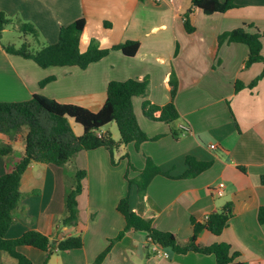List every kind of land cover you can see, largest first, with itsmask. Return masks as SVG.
<instances>
[{"label":"crops","instance_id":"crops-1","mask_svg":"<svg viewBox=\"0 0 264 264\" xmlns=\"http://www.w3.org/2000/svg\"><path fill=\"white\" fill-rule=\"evenodd\" d=\"M0 11L33 24L45 44H55L61 27L81 18L86 20L82 52L93 40L105 49L128 41L140 43L133 57L113 50L87 69L41 68L32 60L8 54L0 45V102H24L37 94L99 112L110 82L147 79L148 92L133 99L134 111L148 137L160 136L139 149L134 144L121 147L117 157L127 154L128 158L115 166L105 148L79 152L69 167L29 166L21 190L38 194L24 198L8 239L31 230L44 233L53 243L82 234L84 247L55 254L47 264H94L125 230L126 221L117 206L129 192L135 212L153 218L156 228L176 234L181 242L193 234L192 219L203 222L231 203L233 217L224 232L216 236L203 230L198 242L229 243L241 253L238 260L264 264V224L258 218L264 206V75L254 88L248 87L264 74V61L245 68L246 44L218 43L220 34L242 26L252 25L251 32L263 33L264 0H236L235 8L213 15H205L192 0H0ZM186 19L194 32H187ZM262 44L264 57V36ZM172 73L178 79L175 103L180 119L171 124L151 120L144 114V103L164 106L171 101ZM47 79L51 80L41 86ZM237 81L245 85L239 91ZM182 124L189 125L191 132L175 138L173 129L181 131ZM114 127L111 124L109 130L118 140ZM14 142L0 134V143L13 147L11 155H0V176L15 166L18 152L23 155L24 144L18 151ZM188 156L212 166L194 178H178L187 170ZM146 157L172 177L156 176L140 196L135 185L129 190L126 173L129 161L136 170L128 177L136 178ZM77 169L87 176L78 196V224L69 228L60 220L66 186ZM220 183L225 184L223 196L216 193ZM164 250L167 256L162 257V248L152 245L146 232L130 230L114 243L101 264H216L214 255ZM20 252L33 264H43L46 257L45 252L28 246ZM0 264L17 261L0 252Z\"/></svg>","mask_w":264,"mask_h":264},{"label":"trees","instance_id":"trees-1","mask_svg":"<svg viewBox=\"0 0 264 264\" xmlns=\"http://www.w3.org/2000/svg\"><path fill=\"white\" fill-rule=\"evenodd\" d=\"M193 5L205 15L225 13L236 7V0H192ZM108 26V23H105ZM185 28L188 33L194 32L186 19ZM9 26H13L22 33L24 42L20 47L12 44L4 45L1 38ZM86 26L84 18L78 19L70 25L62 26L59 39L55 44H45L39 38L37 28L28 22L13 19L7 13L0 11V45L11 55L34 61L41 68L52 66H77L87 69L90 65L97 63L110 54L111 51H121L127 57L137 54L140 43L128 41L115 45L110 49L100 46L97 41H92L85 52L80 49L82 33ZM252 25L235 28L219 35L218 43H242L249 48V55L245 62V68L264 61L262 55V38L264 32L259 30L251 32ZM30 40H29V39ZM36 44V48L33 44ZM264 74L255 79L249 88H254ZM51 79L41 83L44 86ZM171 101L164 106H157L151 102H145L143 111L149 119L166 124L174 123L180 119L175 99L178 93V79L174 73L170 76ZM245 85L237 81L236 90L243 89ZM148 92V80L129 79L126 81H112L107 87V98L99 112H92L81 106L63 104L54 99L42 95H34L30 100L24 102H0V134L12 139L21 137L24 144V152L13 168L0 176V252L15 259L17 264H33L32 261L20 252L21 247H33L46 253L43 264L55 254L81 249L84 247L82 234L68 236L67 238L53 243L51 239L37 230L24 233L17 239H8L7 233L15 221V214L20 209L22 201L29 194H38L33 191L24 194L21 190V182L24 173L32 164H53L66 166L81 151H91L105 148L111 155L112 165H117L120 160L128 158L121 156L118 160L115 153L121 147L134 144L137 149L146 141L158 140L160 136L150 138L140 127L134 111L133 99L146 95ZM72 121L83 128V133L77 135L73 129ZM115 124L119 139L115 140L110 130L107 134L102 132V127ZM173 136L179 138L181 131L174 128ZM13 153L10 144L0 146V155L7 157ZM187 170L178 178H194L202 172L207 171L211 162L198 161L188 156L186 158ZM135 167L128 161L126 179L129 190L132 185L137 187L142 196L156 176L172 177L163 171L161 167L150 157H146V163L139 175L129 179L131 171ZM74 181L67 184L64 198L65 211L61 217L60 224L65 227H73L78 224V196L83 191V181L87 172L77 169L74 173ZM69 180V179H68ZM67 180V181H68ZM264 182V179H263ZM118 212L126 221L125 230L111 241L110 245L97 257L94 264H101L111 252L114 243L120 240L125 232H146L152 245L162 249H170L179 254L188 252L214 255L216 264H252L238 260L241 253L234 250L229 243H217L213 245H201L198 242L199 234L207 230L219 236L228 227L233 217V205L226 204L220 212L213 213L203 222L192 219V236L185 242H181L178 236L169 231H163L155 227L153 218H144L131 208L130 195L120 200L117 206ZM259 222L264 224V206L258 214Z\"/></svg>","mask_w":264,"mask_h":264},{"label":"rangeland","instance_id":"rangeland-1","mask_svg":"<svg viewBox=\"0 0 264 264\" xmlns=\"http://www.w3.org/2000/svg\"><path fill=\"white\" fill-rule=\"evenodd\" d=\"M29 39V38H28ZM30 40V39H29ZM24 42V38H23V35L21 32H19L16 28H14L13 26H9L7 28V30L4 32L2 38H1V43L4 44V45H7V44H12V45H15L16 47H20L22 45V43ZM33 47L36 48V44L34 43L33 44ZM72 126L73 128H76L77 129V134H82V126H80L79 124L75 123L74 121H72ZM113 131H115L117 133V137H119V132H118V129L117 128H113ZM82 132V133H81ZM7 138V137H6ZM12 141H15L14 144L16 145V147L18 148V151L20 150L19 147L22 146L23 144V140L22 138H18L16 140L12 139ZM4 143H0V146L3 145ZM20 152H18L17 156H18V159L21 158L22 154H19ZM118 155V152L115 153V157L117 159H119L117 157ZM66 167H69L68 165ZM75 175L73 176H70V178H73ZM70 181V179H69ZM71 181H74L71 180Z\"/></svg>","mask_w":264,"mask_h":264},{"label":"built area","instance_id":"built-area-1","mask_svg":"<svg viewBox=\"0 0 264 264\" xmlns=\"http://www.w3.org/2000/svg\"><path fill=\"white\" fill-rule=\"evenodd\" d=\"M179 129L181 130V132L183 133V134H187V133H190L191 132V127L189 126V125H187V124H182V125H180L179 126ZM102 132H104L103 130L99 133V136H101L102 135ZM211 148L212 149H214V148H216V146L215 145H211ZM224 187H225V184L224 183H220L219 184V186L217 187V189H216V193H217V195L218 196H223L224 195ZM208 218V216L206 217V219ZM156 248H159V247H157V246H155ZM159 255L160 256H167V252H165V250L163 251V249H162V251H159Z\"/></svg>","mask_w":264,"mask_h":264},{"label":"water","instance_id":"water-1","mask_svg":"<svg viewBox=\"0 0 264 264\" xmlns=\"http://www.w3.org/2000/svg\"><path fill=\"white\" fill-rule=\"evenodd\" d=\"M111 124L105 125L102 127V130L104 131L105 134H107L108 130L110 129Z\"/></svg>","mask_w":264,"mask_h":264}]
</instances>
